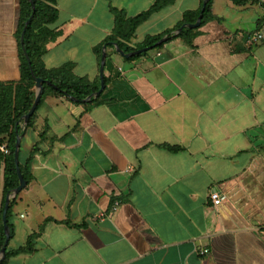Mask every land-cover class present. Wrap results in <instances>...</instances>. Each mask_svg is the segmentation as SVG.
I'll return each instance as SVG.
<instances>
[{
	"label": "crops",
	"instance_id": "obj_1",
	"mask_svg": "<svg viewBox=\"0 0 264 264\" xmlns=\"http://www.w3.org/2000/svg\"><path fill=\"white\" fill-rule=\"evenodd\" d=\"M155 1L56 0L43 67L71 64L75 77L100 87L94 49L113 30L109 8L134 18ZM255 1L212 0L214 19L192 37L134 60L103 47L97 106L43 98L31 127L21 122L19 163L30 181L10 200L7 248L39 236L8 264H264V40L249 41L264 32V0ZM202 5L175 0L129 46L176 36L192 25H181L183 15L199 16ZM19 25L20 0H0L1 87L21 85ZM211 192L224 198L220 206Z\"/></svg>",
	"mask_w": 264,
	"mask_h": 264
},
{
	"label": "trees",
	"instance_id": "obj_2",
	"mask_svg": "<svg viewBox=\"0 0 264 264\" xmlns=\"http://www.w3.org/2000/svg\"><path fill=\"white\" fill-rule=\"evenodd\" d=\"M175 0H156L150 9L134 18H127L123 11L110 7V13L114 17V27L111 34L105 39L102 45L96 47L94 52L100 62L103 47H111L116 45L124 54H131L141 49H162L164 43L156 45L161 39L166 37V41L174 38L192 37L191 29H183L178 35H172V32H167L157 37H147L143 43L135 47H130V41L134 36L135 31L139 26L145 23L153 14L158 13L166 6L172 5ZM207 1L205 10L202 14L200 25L213 20L211 14L212 0ZM235 6H244L248 3H256L255 0H230ZM31 3L34 4V14L30 23L25 28L23 48L30 59L32 72L35 78H40L45 82H49L52 86L43 85V91L38 103L41 104L43 98L50 94L59 97H71L78 100L84 106L92 107L101 103L100 97L91 99L90 102L82 103L87 97L96 93L99 90V85L91 84L86 79L75 77L72 73V65L68 64L58 69L46 70L42 63L41 57L45 51V44L52 39V35L47 31L46 26L55 22L57 18L56 0H20V25L19 35L25 27L26 21L32 15ZM264 8V3L261 5ZM198 14L185 13L183 15V24H194ZM180 25V26H181ZM264 21L259 23L261 28ZM179 26V27H180ZM140 55L132 56L128 60H134ZM21 58L23 66L21 69L20 84L13 89L12 87L0 86V145H5L8 149V155L4 158V176H3V203L2 210L5 204V198L17 186L18 179L14 165V147L17 137L22 133L21 122L22 118L28 113L33 102L34 94L31 91L34 87V79L31 76L27 61L23 52L21 51ZM104 85L107 79L103 77ZM38 108V107H37ZM37 109L35 110V112ZM34 114L26 125L30 128L33 122ZM170 152H176L177 148L163 147ZM21 174L28 183L30 181L28 168L19 163ZM10 205L8 207L6 218L9 217ZM12 236L10 230V238ZM39 234H32L27 238L24 247L17 250H9L5 252V258L0 264H8L11 257L21 254L31 253L33 251V242L38 238ZM4 233L2 223L0 224V249L4 242Z\"/></svg>",
	"mask_w": 264,
	"mask_h": 264
},
{
	"label": "water",
	"instance_id": "obj_3",
	"mask_svg": "<svg viewBox=\"0 0 264 264\" xmlns=\"http://www.w3.org/2000/svg\"><path fill=\"white\" fill-rule=\"evenodd\" d=\"M206 2L207 1H204L203 2V5H202V8H201V12L196 20V22L192 25H183L181 28H179L177 31H176V35H178L183 29H194V28H197L201 22V19H202V14L205 10V5H206ZM31 8H32V15L30 16V18L26 21L25 23V27L24 29L22 30L21 32V36H20V44H21V47H22V51L24 53V56H25V59L27 61V65H28V68L30 70V73H31V76L33 77L34 79V86H35V98H34V102L30 108V110L28 111V113L22 118V122H23V125L26 126L28 124V121L29 119L31 118V116L34 114L37 106H38V103L40 101V98H41V95H42V91H43V85L46 84V85H49V86H52L49 82H45L43 81L42 79L40 78H35L33 72H32V68H31V63H30V59L29 57L27 56L24 48H23V40H24V34H25V28L27 27V25L30 23L31 19L33 18V14H34V4L31 3ZM166 41V38H163L161 39L156 45H159V44H162ZM261 44V42H260ZM114 48H115V52L124 57V58H130L132 56H135V55H138V54H141L145 51H148L149 49H141V50H138L134 53H131V54H124L120 49L117 48L116 45H114ZM105 51L102 52V56H101V60H100V71H99V79H100V87H99V90L92 94L91 96L87 97L85 100H82L81 102L82 103H87V102H90V100L93 98V99H96L98 98L101 93L103 92L104 88H105V85H104V81H103V68H104V64H105ZM53 87V86H52ZM67 98H69L71 101L73 102H78V100L76 99H73L69 96H67ZM20 137L18 136L17 139H16V143H15V147H14V165H15V170H16V175H17V179H18V186L9 194L6 196L5 198V204H4V208H3V211H2V218H1V222H2V228H3V233H4V242H3V245H2V248L0 249V263L4 260L5 258V252L7 250V247H8V243H9V240H10V230H9V227H8V224H7V218H6V213H7V210H8V207H9V203H10V200L13 199L15 196H17L27 185L26 181L24 180L22 174H21V171L19 169V147H20Z\"/></svg>",
	"mask_w": 264,
	"mask_h": 264
},
{
	"label": "built area",
	"instance_id": "obj_4",
	"mask_svg": "<svg viewBox=\"0 0 264 264\" xmlns=\"http://www.w3.org/2000/svg\"><path fill=\"white\" fill-rule=\"evenodd\" d=\"M263 40H264V32H257L253 34L251 37H249V41L254 45L262 42ZM0 153H2L4 156H7L9 154L8 149L6 148L5 145H0ZM209 199L215 207L220 206L224 200V198L216 192H211L209 195ZM204 253H207V251H204Z\"/></svg>",
	"mask_w": 264,
	"mask_h": 264
},
{
	"label": "rangeland",
	"instance_id": "obj_5",
	"mask_svg": "<svg viewBox=\"0 0 264 264\" xmlns=\"http://www.w3.org/2000/svg\"><path fill=\"white\" fill-rule=\"evenodd\" d=\"M248 15H249V14H248ZM247 18H248V21H249V20L252 18V16H251V17L248 16ZM253 27H255V26H253ZM253 30H254V29H253ZM250 32H251V31H250Z\"/></svg>",
	"mask_w": 264,
	"mask_h": 264
}]
</instances>
